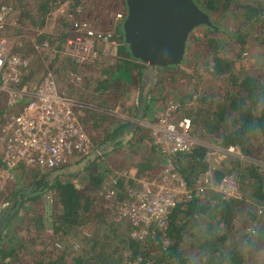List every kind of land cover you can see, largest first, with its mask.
Wrapping results in <instances>:
<instances>
[{
	"label": "trees",
	"instance_id": "1",
	"mask_svg": "<svg viewBox=\"0 0 264 264\" xmlns=\"http://www.w3.org/2000/svg\"><path fill=\"white\" fill-rule=\"evenodd\" d=\"M62 1L0 0V4H10L17 10L12 30L18 34L25 25L43 27L46 16ZM195 2L208 14L210 21L190 32L180 62L157 67L155 87L166 79L178 82L182 73L190 77L196 74L201 80L205 71L211 78L219 80L218 87L215 84L212 89L204 90L191 106L187 104V97L191 98L197 88L183 92L181 85L173 86L167 93H172L178 101L179 115L191 117L193 132L198 137L211 144L236 145L242 155L208 158L210 147L205 144H197L187 151L165 152L154 143L149 128L140 123L129 139H118L110 149L108 142L119 132L123 134L129 130L132 123L130 119L114 115L112 110L121 106L136 113L138 105L133 104L135 84L141 83L146 68L143 61L133 55L125 39L124 19H120L108 26L119 42L117 61L103 62L95 79V90L102 94L101 100H87L91 95L82 96V92V95L74 94L91 105L87 109L86 128L96 146L104 145V152L84 169L57 175L52 182L39 168H18L22 181L33 184L44 179L39 184L41 190L37 189L40 192L33 191L28 197H25L27 192L22 195V205L30 201L33 212L42 209V213L31 212L23 218L26 232L8 227L18 211L4 216L6 224L0 232V264H249L254 258L252 263L264 264V252L254 256L253 248L259 241L264 242L259 240L264 236V71L257 75L240 71L236 66L244 53L252 50V42L258 45L264 58V0ZM122 3L126 14L127 2L122 0ZM216 12L224 19L231 16V22L238 18L239 23L222 25L217 21ZM199 27L204 32V47L200 48L199 55L191 54L192 33ZM61 32L51 38L59 48L66 41V28L63 27ZM221 36L226 40L224 45ZM41 37L47 35L41 34ZM199 39L196 41L200 42ZM16 45L9 48L28 56L34 54L29 40L27 48ZM189 62H193L192 70H188ZM32 76L30 73L26 79H32ZM67 93L71 94L70 91ZM145 93L151 97L147 99L143 118L152 120L155 111L151 112L149 103L159 100L163 93L160 87L157 91L149 87ZM140 144L149 145L152 151L145 159L136 160L132 165L127 156L122 157L123 161L120 156L111 159V163L106 160V156L116 153L121 146L127 150ZM167 158L190 186H195L196 181L210 170L209 180L203 181L204 189L199 194L170 209L165 228L153 227L154 231L145 238H135L130 234L131 222L119 218L103 202L102 186L109 178L108 174L115 170H136L134 177H160ZM227 174H233L238 180L240 195H227L215 187L224 182ZM134 177L127 179L120 173L116 185L121 196L126 195L127 185L138 184ZM15 183L12 181L0 197L16 198L23 188H18ZM44 192L45 199L42 198ZM52 199L56 203L53 207ZM17 201L16 198L14 206ZM10 234L14 245L7 242ZM16 234L20 235L17 239ZM61 237H72L74 242L62 240L59 244L57 239Z\"/></svg>",
	"mask_w": 264,
	"mask_h": 264
},
{
	"label": "built area",
	"instance_id": "2",
	"mask_svg": "<svg viewBox=\"0 0 264 264\" xmlns=\"http://www.w3.org/2000/svg\"><path fill=\"white\" fill-rule=\"evenodd\" d=\"M57 8L63 9L64 19L60 27L66 28V41L59 48L49 37L31 38L34 53L44 62L40 78L32 80L26 77L33 60L25 53L9 48L6 31L16 22L14 8L7 3L0 4V194L9 182L21 179L18 168L25 166L53 171L77 164L93 151H99L86 128V116H83L91 105L61 87L58 62L59 57L65 56L68 78L80 84L86 81L88 63L97 58L117 61L119 42L113 31L94 26L84 16L80 3L65 7L62 1ZM125 16L123 12L117 13V19ZM39 28L37 35L45 31V28ZM58 33H62L61 30ZM143 63L147 66L146 62ZM135 104H138L137 100ZM179 109L178 102L168 99L166 104L155 106L154 119L142 117L138 121L149 128L154 143L163 151H187L197 144H205L210 147L208 158L242 155L236 145L211 144L198 137L193 132L191 117L179 115ZM112 111L118 117L136 119L133 109L120 112L116 108ZM135 171L110 172L102 186V197L105 205L119 218L131 222L130 234L138 239L153 232V227L165 228L170 209L199 194L210 173V170L205 172L195 186H190L170 158L165 160L160 177H134ZM120 173L127 179L134 177L138 183L127 185L124 196L120 195L121 190L116 185ZM236 185L238 180L234 175L227 174L224 182L215 187L227 195H238Z\"/></svg>",
	"mask_w": 264,
	"mask_h": 264
},
{
	"label": "rangeland",
	"instance_id": "3",
	"mask_svg": "<svg viewBox=\"0 0 264 264\" xmlns=\"http://www.w3.org/2000/svg\"><path fill=\"white\" fill-rule=\"evenodd\" d=\"M76 1H78V3H80L83 7V14L85 17H87L94 26L99 27L101 29L104 30H113L111 27H108L109 25H113L114 23H116V21L120 20L117 19V13L118 12H123L125 13V8L123 6L122 0H64L63 3L65 5V7L69 6H74V4L76 3ZM77 3V4H78ZM17 10L14 9V16H16ZM215 16L217 18V21L222 24L227 26L230 23L233 24H238L239 23V19L238 18H233V21L231 22V20L229 21L230 17H227L224 19V17H222V14H219L218 12L215 13ZM64 19V15H63V9H58L57 7L53 10V13H49L46 16V22L43 26V28H45V31L43 34L47 35V37L49 38H53L56 37L58 35V32L61 30L60 27V23L63 21ZM232 19V18H231ZM13 25L8 28V30L6 31V35L8 37V42H9V47H11L12 45L17 46L16 44H20V45H25L26 48L28 47L26 45L27 41L31 40V38H35L37 37H41V35H37L38 33L36 32V30L39 27H30L28 25H25L24 28H22L20 30V32L17 34V32H15L14 30H12ZM40 29V28H39ZM114 33V32H113ZM203 30L199 27L196 28L193 33H192V38L190 40V46L192 48V52L191 54H197L199 55L201 53V49L203 46V40H204V36H203ZM42 34V35H43ZM200 38V42H197L196 39ZM221 39V43L222 45L225 44V39L223 36L220 37ZM53 43H56L55 41H53ZM252 44H254L251 48L252 50H249L248 52L244 53V56L237 62V68L240 69V71L243 72H251L254 74H262L264 71V58L261 55V51L258 47V45L255 42H252ZM100 46V44L98 45ZM25 48V47H24ZM99 48H97V50H99ZM227 48H225V51ZM206 50H208L206 48ZM11 51V50H9ZM33 55H35L36 58L33 57ZM31 59L33 60V66L30 69V73L33 74L32 76V80H37L40 78L41 74L43 73L44 70V62L42 61L41 58L37 57V55L34 53H32L30 55ZM66 57L62 56L59 57V66H60V72H59V82L62 88H64L67 92H71V94L73 93V95L75 94H81L82 92V96H89L91 95L90 98H88L87 100H93V99H100L101 100V96L102 94L100 93V91L95 90V86H96V82L94 81L91 82L90 87L89 82L90 80L87 81V70L85 71V78L86 81H83L80 84H76L72 81H70V79L68 78V73H66L68 71L67 69V64L64 62V59ZM101 58H97L95 60V62H91V63H95L96 68H99V72L101 71V67H102V63L103 62H110L107 60H100ZM192 64L193 62H189V64L187 65L188 70H192ZM88 67V65H86ZM62 70V71H61ZM158 70L156 68L154 77L152 81L149 80H145L146 82H144V78L141 81L140 85L137 83V88H141L142 90H147L149 87H154V91H157L159 89V87L161 88V91L163 93V97H161L159 100H155L156 104H166V100L168 99H173L174 101V95L168 94V90H170L171 87L173 86H182V91L185 92L187 90L189 91H194L193 88H197L196 91H194L195 93L193 94V96L187 97V104L188 106H191L192 104H195L197 97H199L204 90L207 89H212L213 85L217 84L216 86L218 87V83L219 80L217 79H213L211 78L207 72L204 71V77H202L201 80L198 79L197 75H193V76H189L188 74L182 73V76L180 78V80H178V82L176 83H172L170 81V79H166V81L164 83L159 84L158 86L155 87V82H156V74H157ZM91 73V71L89 72ZM192 75V74H191ZM98 76V74H97ZM88 86V87H87ZM122 87V86H121ZM163 88V89H162ZM134 89V87H133ZM122 91H123V87H122ZM178 102V101H176ZM124 107L118 106L117 109L120 110V112H124L126 111L125 109H123ZM116 109V108H115ZM131 109V108H130ZM180 110V109H179ZM183 110V109H182ZM113 112V111H112ZM119 116V115H118ZM121 118H124L122 116H120ZM85 125H86V120H85ZM123 146H121L119 148V150H117L116 153L110 154L109 156H106V160L108 162H112L115 158H117L118 156L121 157V161H123V158H125V156L128 157L129 164H133L136 160H142L145 159L147 157V155H151L152 151L149 148V145L144 146L143 144L141 145H136L134 146L132 149L129 148L127 150H123ZM119 157V160H120ZM123 157V158H122ZM113 159V160H111ZM119 161V162H121ZM112 167V166H109ZM44 173L49 174L52 169H43ZM30 179V175L28 176ZM27 179V178H26ZM85 181V180H83ZM16 185L18 188L21 187H25L26 188H30V186L32 185L31 183H27L26 181H22V182H18L15 181ZM12 182H9L8 185H10ZM36 182H34L33 184H35ZM7 185V186H8ZM20 186V187H19ZM238 186H240V184L236 185V189L238 190V195L241 194V190L238 188ZM33 191L29 190V193H32ZM17 198V195H16ZM16 198L13 199H5V197H0V209H3V212L0 215V223L4 221V216L7 215L8 210H14L15 206L14 201ZM42 198L45 199L46 198V192H44L42 194ZM27 203V205H26ZM55 201L52 199L51 201V206H54ZM31 202L27 201L23 204V206H25L24 208H21L20 210H18V214H16L14 216V218L12 219V221L10 222L9 226L12 229L15 230H19L20 232H26L25 231V224L23 221V218L26 216H30L31 212L32 214L34 213L35 215L41 214L42 213V209L40 211H35L33 212V210L30 207ZM22 206V207H23ZM6 209V210H5ZM30 210V211H28ZM54 211V210H52ZM44 212V211H43ZM53 215V213H52ZM5 231H8V228L5 229ZM46 231V230H45ZM49 232V231H48ZM37 233V232H36ZM15 239H17L20 235L16 234L15 235ZM263 239L264 241V236L259 238V240ZM62 240H64L65 243H70V242H74V238L69 237L64 239V237L58 238L57 242L59 244H61ZM8 244L14 245V239L10 236L7 239ZM260 243H258V245L256 244V246H253V248L255 249L254 252V256L255 254L259 253V252H264V242L259 241ZM249 247V246H248ZM249 253H252L251 251H249ZM256 258H254L252 261H255ZM252 261L249 262V264H256V262Z\"/></svg>",
	"mask_w": 264,
	"mask_h": 264
},
{
	"label": "water",
	"instance_id": "4",
	"mask_svg": "<svg viewBox=\"0 0 264 264\" xmlns=\"http://www.w3.org/2000/svg\"><path fill=\"white\" fill-rule=\"evenodd\" d=\"M127 13L124 18L125 39L133 55L147 66L144 70L145 80L152 81L159 65L177 63L183 59L190 32L196 26L209 22L208 14L201 9L195 0H126ZM146 101L139 105L136 119L131 123L135 128L143 117ZM133 135V132L129 134ZM127 135V137H129ZM115 140L108 142L110 149ZM104 145L99 151H93L81 162L69 167H62L49 173L51 182L57 175L76 172L84 169L92 160L104 152ZM23 192L17 193V204L11 215L17 211L23 201ZM8 215V214H7ZM6 222L0 223V232Z\"/></svg>",
	"mask_w": 264,
	"mask_h": 264
},
{
	"label": "crops",
	"instance_id": "5",
	"mask_svg": "<svg viewBox=\"0 0 264 264\" xmlns=\"http://www.w3.org/2000/svg\"><path fill=\"white\" fill-rule=\"evenodd\" d=\"M110 62H115V61H110ZM116 63V62H115ZM114 63V64H115ZM94 66H96L95 65V63H88V67H87V81L88 80H90V82H89V87H90V85H91V82H93L94 83V81H95V79H96V77H97V74H99V68H96V67H94ZM91 71V73H89ZM139 85H140V83H138ZM87 86V87H88ZM148 95L149 94H147V93H145V90H142L141 88H137V83L135 84V90H134V98H133V104L134 105H138V107H137V111H136V113H135V115L137 116V113H138V108H139V105L141 104V103H143V101H146V104H145V109H144V112H143V116H144V114H145V111H146V107H147V99L149 98L148 97ZM150 97H151V95H150ZM136 100L138 101V104H135V102H136ZM149 107H150V110H151V112L153 113V111H155L154 109H155V106H157V104H156V101H153V102H150L149 103ZM83 116H86L85 117V119L84 120H86L87 119V114L86 113H84L83 114ZM134 131V128L133 129H130L129 128V130H126V131H124V133L123 134H121V132H119V135L114 139L115 140V142L118 140V139H120V138H123V139H125L124 141H126L127 139H129L131 136L129 135L131 132H133ZM127 135H129V137H127ZM115 144V143H114ZM79 171V170H78ZM77 172V171H76ZM75 173V172H74ZM48 176H49V174H48ZM23 178V176H21V179ZM21 179H19L18 180V182H22V180ZM43 178H41V179H39V180H37L36 181V183L35 184H32L31 186H30V188H26V189H24L25 187H21V188H23V190H22V192H27V195L25 196V197H28V194H29V190H31V191H35L36 192V190L39 188V190H41L40 189V187H39V184L41 183V182H43ZM20 187V186H19ZM39 190H37L38 192H40ZM27 202V201H26ZM25 203V202H24ZM26 205H27V203H26ZM23 205L21 204V206H20V208L18 209V210H20L21 208H24L25 206H23ZM6 210V209H5ZM17 210V211H18ZM17 211H15L14 213H16ZM3 212V209L1 210L0 209V215H1V213ZM19 212H17V214H18ZM7 214H11V210H8V213ZM7 216V215H6ZM11 216V215H10ZM8 227H10L9 225H8Z\"/></svg>",
	"mask_w": 264,
	"mask_h": 264
},
{
	"label": "flooded vegetation",
	"instance_id": "6",
	"mask_svg": "<svg viewBox=\"0 0 264 264\" xmlns=\"http://www.w3.org/2000/svg\"><path fill=\"white\" fill-rule=\"evenodd\" d=\"M131 127V126H130ZM22 191V190H21ZM23 193H25V191L23 192Z\"/></svg>",
	"mask_w": 264,
	"mask_h": 264
}]
</instances>
